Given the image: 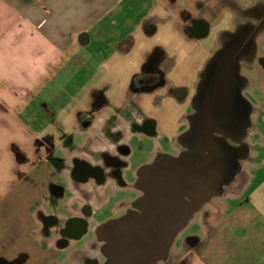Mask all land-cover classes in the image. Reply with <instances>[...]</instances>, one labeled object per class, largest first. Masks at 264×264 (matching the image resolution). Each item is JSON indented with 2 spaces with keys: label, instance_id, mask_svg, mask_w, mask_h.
<instances>
[{
  "label": "crops",
  "instance_id": "1",
  "mask_svg": "<svg viewBox=\"0 0 264 264\" xmlns=\"http://www.w3.org/2000/svg\"><path fill=\"white\" fill-rule=\"evenodd\" d=\"M140 1L0 0V264H86L80 256L92 258L87 245L59 244V227L80 215L84 198L49 155L104 148L96 140L101 124L82 127L85 99L79 95L71 108L54 109L53 73L70 75L78 88V73L91 70L96 75L89 87L97 88L117 75L118 66L123 70L134 51L144 62L157 47L169 56L161 46L149 47V40L166 26L187 38L181 9L191 10V0H153L148 12ZM61 82L67 85V77ZM248 182L246 174L231 187L242 193ZM56 183L74 192L54 195ZM228 194L218 211L203 216L202 235L174 244L171 264H264V200ZM44 216L55 217L57 226L45 227Z\"/></svg>",
  "mask_w": 264,
  "mask_h": 264
},
{
  "label": "flooded vegetation",
  "instance_id": "2",
  "mask_svg": "<svg viewBox=\"0 0 264 264\" xmlns=\"http://www.w3.org/2000/svg\"><path fill=\"white\" fill-rule=\"evenodd\" d=\"M180 2L181 5H185V0ZM242 3V0H191V10L187 11L186 8L182 7L181 14L185 18L184 21L182 20L181 29L187 33L189 40L207 37L212 29L220 24H226L217 32L216 47L211 57L205 61V66L199 72L196 80L191 82L189 89L188 87H174L176 82L170 79L169 73L175 61L170 56L160 52L159 47L146 58L142 69L132 77L124 91L115 87L109 88L106 84H100L97 88L87 87L85 89V111L81 114L80 122L84 129H88L92 127L94 120H98L101 124L100 133L103 137L96 135V140L102 142L105 147L99 150L69 148L68 153H51L49 158L53 163L63 166L68 171V177L65 179L71 180L73 188L79 191L84 198L80 215H71L64 225L59 227L61 234L59 244L89 246L93 253L92 258H87L86 254L80 256L86 264H109L110 257L116 247L122 246L123 233L128 229V217L131 214L143 217L145 214L143 209L144 191L138 184V169L142 165L159 160L163 157L162 154L177 158L193 147L191 141L188 143L181 138V133L184 131L176 132L172 136V143L176 148L173 153H164L158 148L152 157L141 162L135 172L132 171L129 161L132 150L126 143V135L130 132H141L151 137H158L159 135L155 121L148 116L145 109V99L151 97L155 102L160 103L161 98H163L160 93L166 88L179 101L185 99L187 95L186 98L189 97L191 101L188 110L182 116V121L189 129L190 121L197 120V117L201 115L199 106L202 98L200 99L199 87L202 83L209 85L210 89H223L221 93L223 98L220 101L226 102L224 89H242V95L246 97L244 94L252 83L250 74L253 73L254 67L259 64L261 71H264V56H260V49L258 48V46L260 47L259 39L264 37V0H249L246 5ZM228 10L230 16L229 14L225 16ZM250 42L255 43L253 50L252 46L249 47ZM220 50H227L231 55H234L236 66L238 65L237 68L235 67L236 70L234 73L229 71L224 73V69L228 70V67H225L222 62L223 66H215L207 80L203 82L202 74L206 65ZM212 92L205 94L206 98L204 99L207 103L215 97L212 96ZM248 101L250 102L249 99ZM238 102L239 100L236 98L235 103ZM251 109L252 118L255 113L252 103ZM203 116L205 117V115ZM201 130L198 132L202 133ZM215 135L223 141L226 136L224 132H217ZM226 140L233 146L239 145L230 139ZM69 141L71 139H68V143ZM198 143L200 151H202L201 154L205 152L206 155V141H202V137L199 136ZM250 148L252 151L251 145ZM76 150L77 152L81 150V155L73 154ZM219 157L222 165H225L226 155L221 152ZM164 161L165 159L156 165H166ZM245 178L246 174L242 171L226 187L224 195L228 191L227 188L235 183H242ZM119 189H130L134 194L132 197L120 198L116 202ZM52 191L54 195L60 192L63 195L65 191L71 195L74 192L70 186L66 187L59 183L52 185ZM224 195L216 196L205 202L198 213L208 217L214 211L207 206L216 204L214 200L220 199ZM92 197L96 198V204L90 203ZM139 200L142 202L140 207L137 206ZM112 204L114 205L112 206ZM110 206L112 214L99 219V222L96 221V217L99 216L98 211L105 210ZM43 219L45 227L57 226L55 217L44 216ZM106 222H110L108 226H104ZM191 241L194 242V240ZM173 247L174 245L170 249L168 258L160 259L158 264H171L173 262Z\"/></svg>",
  "mask_w": 264,
  "mask_h": 264
},
{
  "label": "water",
  "instance_id": "3",
  "mask_svg": "<svg viewBox=\"0 0 264 264\" xmlns=\"http://www.w3.org/2000/svg\"><path fill=\"white\" fill-rule=\"evenodd\" d=\"M251 46L253 50L255 43L250 42ZM222 62L228 67L224 73H234L238 66L234 55L220 50L206 65L203 82L215 66H223ZM224 90L226 102L220 101L223 89H210L204 83L200 85L201 115L190 121V128L181 133V138L192 143L188 152L177 158L162 154L159 160L138 169L145 214L143 217L133 214L128 217L122 246L116 247L109 264H158L160 259L168 258L177 237L200 207L212 198L224 195L226 187L243 171L242 162L251 154L250 144L246 141L252 126L251 103L242 95V89ZM210 91L215 97L207 103L204 98ZM236 98L238 103H235ZM200 130L202 133L198 132ZM217 132H224V141L215 135ZM199 136L206 141L207 156L205 152L201 154ZM226 139L239 145L233 146ZM220 151L226 155L225 165L219 157ZM164 159L166 165H156ZM140 204L141 200L137 206Z\"/></svg>",
  "mask_w": 264,
  "mask_h": 264
},
{
  "label": "rangeland",
  "instance_id": "4",
  "mask_svg": "<svg viewBox=\"0 0 264 264\" xmlns=\"http://www.w3.org/2000/svg\"><path fill=\"white\" fill-rule=\"evenodd\" d=\"M141 1L146 5L145 12L153 6V0ZM242 2V4L246 5L249 3V0H242ZM132 4H135V2ZM228 14L229 10L226 11L225 16H228ZM127 16L132 19L138 17V15H134L133 13H127ZM120 19H122V17H120ZM225 25V23L218 25L212 29L207 37H202L199 40H189L183 36L180 37L176 31H172L173 27L166 26L164 30L160 31L153 39L151 38L149 40V47L152 45L161 46L165 52L169 54L170 58L175 61L169 73L170 79L176 82L174 84L175 86L173 85L174 87H188L189 89L191 82L196 80L199 72L205 66V61L211 57L212 52L216 47L217 32ZM132 31L134 32L135 29H132ZM259 40L258 44L260 47L257 46L260 49V56L262 55L263 57L264 37H261ZM144 44L146 46V43H143V45ZM138 46H140V44ZM143 62V55L134 51L132 55L126 59L123 70L119 69L120 66L116 68L117 75L115 77L111 76L113 73H107L106 77L110 75L111 78L106 85L109 86V88L115 87L120 91H124L129 85L132 77L142 69ZM88 72L92 73L91 70H85L84 72L81 71L78 73L80 76V80H78V88L75 87L74 78H71L70 75H66V73L61 74L60 72H58V74L53 73L54 88L51 90V93L54 100L53 107L57 112L61 111V105L71 108L78 95L84 100L85 89L90 86L91 82H95L96 74L92 73L91 78L87 79L89 75L86 74H88ZM71 73L77 75L75 71ZM250 75L252 83L244 95L250 100L255 108V113L252 117L253 126L249 128L247 137V141L253 147V150L251 151L250 159H247L242 163L246 174L249 175V182L242 193L229 187L227 188L228 191L225 195H227L228 192H230V194H228L230 197L234 194H252L257 200H260V198L264 200V167L260 166H264V71H261L260 65L257 64L254 67L253 73ZM66 77L68 79V84L62 86L61 81L64 80V78L66 81ZM118 79H122V82L118 81ZM160 94L163 96L160 103L155 102L151 97H147L144 101L148 116L156 123V128L159 134L158 137H151L141 132H130L125 137L126 143L132 150L129 161L131 163V169L134 172L137 169V166L149 157H152L153 153L156 152L158 148L164 153H173L176 148L172 143V136H174L176 132H183L187 129V125L182 121V116L188 110V105H190L191 100H189V97L186 98V95L185 99L183 98L179 101L177 97H174L169 93L168 88L164 89ZM69 129H71V127H69ZM96 132H98L97 129ZM76 140L81 142L82 138L79 136ZM59 153L58 150L57 154ZM133 194L134 192L130 189H119L117 191L116 202L120 198L132 197ZM224 196L220 199H215L214 201L216 204H211L207 207L214 212L218 211V206L220 205L218 204V201H223ZM113 205L114 204H112V206ZM97 214L99 216L96 217L95 220L99 222V219L112 214V208L110 206L105 210H99ZM203 216V214L198 212L195 214L189 225L182 230L177 237L175 246H181L188 236L203 234Z\"/></svg>",
  "mask_w": 264,
  "mask_h": 264
}]
</instances>
